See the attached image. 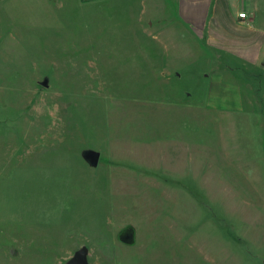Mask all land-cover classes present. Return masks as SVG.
I'll return each mask as SVG.
<instances>
[{
    "label": "rangeland",
    "instance_id": "obj_1",
    "mask_svg": "<svg viewBox=\"0 0 264 264\" xmlns=\"http://www.w3.org/2000/svg\"><path fill=\"white\" fill-rule=\"evenodd\" d=\"M102 7L110 17L105 0H0V264H66L84 246L89 264H264L258 176L160 144L177 106L153 109L144 63L118 52L144 35L102 29Z\"/></svg>",
    "mask_w": 264,
    "mask_h": 264
},
{
    "label": "crops",
    "instance_id": "obj_2",
    "mask_svg": "<svg viewBox=\"0 0 264 264\" xmlns=\"http://www.w3.org/2000/svg\"><path fill=\"white\" fill-rule=\"evenodd\" d=\"M105 1L114 7L111 16L103 7L97 15L113 27L102 29L144 35L138 50L118 52H128L129 63H144L135 76L143 79L145 96L159 103L153 109L177 106L174 120L158 122L160 144H176L184 164L195 165L205 152L212 167L231 160L258 176L264 192V0H142L139 16L132 0ZM243 12L247 18L239 17ZM184 80L195 88L176 97L172 90Z\"/></svg>",
    "mask_w": 264,
    "mask_h": 264
},
{
    "label": "water",
    "instance_id": "obj_3",
    "mask_svg": "<svg viewBox=\"0 0 264 264\" xmlns=\"http://www.w3.org/2000/svg\"><path fill=\"white\" fill-rule=\"evenodd\" d=\"M42 85L44 87H48V80L42 82ZM85 158L92 166H98L101 159V153L95 150H89L85 153ZM88 256L89 249L84 246L78 251H76L74 256L70 260H68L66 264H89Z\"/></svg>",
    "mask_w": 264,
    "mask_h": 264
},
{
    "label": "bare ground",
    "instance_id": "obj_4",
    "mask_svg": "<svg viewBox=\"0 0 264 264\" xmlns=\"http://www.w3.org/2000/svg\"><path fill=\"white\" fill-rule=\"evenodd\" d=\"M36 99V98H35ZM38 100V99H37ZM40 100V99H39ZM38 102V101H37ZM40 102V101H39ZM38 102V103H39ZM56 104V103H55ZM36 106H37V108H38V110H40V115H37V116H44L46 119H47V121H48V123L51 121V120H53V114H52V112H51V108H52V102H40V104H36ZM57 109V108H56ZM64 114V113H63ZM62 116V115H61ZM65 117V116H64ZM56 121H57V119H56ZM55 122V121H54ZM54 124V123H53ZM51 129V128H50ZM56 130V129H55ZM59 134V133H58ZM49 137H51V136H49ZM11 150H14L15 152H17V148L16 147H14V148H9L7 151L8 152H10Z\"/></svg>",
    "mask_w": 264,
    "mask_h": 264
},
{
    "label": "built area",
    "instance_id": "obj_5",
    "mask_svg": "<svg viewBox=\"0 0 264 264\" xmlns=\"http://www.w3.org/2000/svg\"><path fill=\"white\" fill-rule=\"evenodd\" d=\"M83 2H92V1H97V0H82ZM240 18H247V13L243 12L239 14Z\"/></svg>",
    "mask_w": 264,
    "mask_h": 264
}]
</instances>
